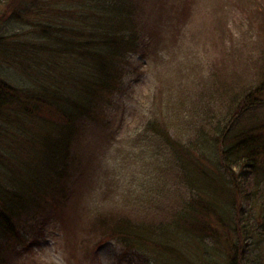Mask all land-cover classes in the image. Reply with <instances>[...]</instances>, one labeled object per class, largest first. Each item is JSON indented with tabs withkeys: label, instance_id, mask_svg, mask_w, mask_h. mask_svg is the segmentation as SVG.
Returning a JSON list of instances; mask_svg holds the SVG:
<instances>
[{
	"label": "trees",
	"instance_id": "obj_1",
	"mask_svg": "<svg viewBox=\"0 0 264 264\" xmlns=\"http://www.w3.org/2000/svg\"><path fill=\"white\" fill-rule=\"evenodd\" d=\"M84 1L79 12L81 0H0L14 4L8 19L22 21L30 12L41 17L25 20L32 24L26 33L0 28V64L18 68L31 81L13 85L0 76V264H20V251L35 243L38 229L26 226L29 211L43 209L55 195L76 134L105 121L114 94L123 93L121 60L148 43L139 38L133 11L125 9L128 0ZM141 1L130 2L132 10L152 0ZM257 106L260 116L254 117L251 108ZM263 107L264 72L222 123H214L210 133L200 129L183 149L192 162L186 176L204 183L189 209L174 211L179 222L167 224V214L158 223H145L147 215L133 222L124 211L98 217L95 225L106 238L136 248V264H264ZM256 201L260 212L250 222ZM165 204L156 208L150 202L148 213Z\"/></svg>",
	"mask_w": 264,
	"mask_h": 264
},
{
	"label": "rangeland",
	"instance_id": "obj_2",
	"mask_svg": "<svg viewBox=\"0 0 264 264\" xmlns=\"http://www.w3.org/2000/svg\"><path fill=\"white\" fill-rule=\"evenodd\" d=\"M130 2L125 9L133 11L139 38L148 43L121 60L123 93L114 94L105 121L76 134L55 195L43 209L29 211L26 226L38 231L35 243L20 251V264H136V248L106 238L98 217L126 211L133 222L142 219L138 215H147L145 223H158L165 214L167 224L180 220L174 211L189 209L204 183L186 176L192 162L183 149L200 129L210 133L222 123L263 76L264 0H152L141 10H132ZM85 5L77 3L78 11ZM13 6L0 5L2 31L26 33L32 24L25 20L41 18L30 12L22 21L8 19ZM0 76L13 85L31 84L14 66L0 64ZM260 108H251L254 117ZM247 119L242 115V123ZM258 201L249 221L260 212ZM150 202L166 207L151 216Z\"/></svg>",
	"mask_w": 264,
	"mask_h": 264
}]
</instances>
